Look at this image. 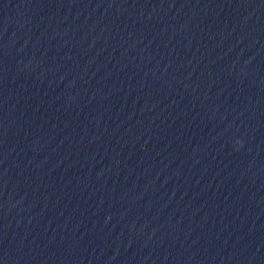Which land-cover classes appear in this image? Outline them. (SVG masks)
I'll return each instance as SVG.
<instances>
[{
    "label": "water",
    "instance_id": "obj_1",
    "mask_svg": "<svg viewBox=\"0 0 264 264\" xmlns=\"http://www.w3.org/2000/svg\"><path fill=\"white\" fill-rule=\"evenodd\" d=\"M0 264H264V0H0Z\"/></svg>",
    "mask_w": 264,
    "mask_h": 264
}]
</instances>
